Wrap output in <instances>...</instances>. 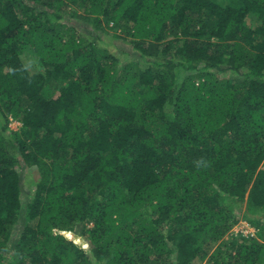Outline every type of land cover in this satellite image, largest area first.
Segmentation results:
<instances>
[{
  "label": "trees",
  "instance_id": "16d2710c",
  "mask_svg": "<svg viewBox=\"0 0 264 264\" xmlns=\"http://www.w3.org/2000/svg\"><path fill=\"white\" fill-rule=\"evenodd\" d=\"M0 264H264V0H0Z\"/></svg>",
  "mask_w": 264,
  "mask_h": 264
},
{
  "label": "rangeland",
  "instance_id": "374dc122",
  "mask_svg": "<svg viewBox=\"0 0 264 264\" xmlns=\"http://www.w3.org/2000/svg\"><path fill=\"white\" fill-rule=\"evenodd\" d=\"M112 31H110L109 34L105 35V38L107 40H109L108 46L110 48H112V50H117V46L115 44L116 42L120 43V39L119 38H114L112 36ZM21 125V122L19 120L16 119H12V121L10 122V128L12 129H17L19 126ZM25 176V175H24ZM31 185H23V197L28 198L29 197V189H30ZM20 227V226H19ZM18 228V227H17ZM19 230V228L17 229V231ZM257 231L256 226L250 224L245 218H241L239 219V221L232 227V229L224 236V239H231L232 236L236 235V233H244V234H255ZM13 247V245H12Z\"/></svg>",
  "mask_w": 264,
  "mask_h": 264
}]
</instances>
